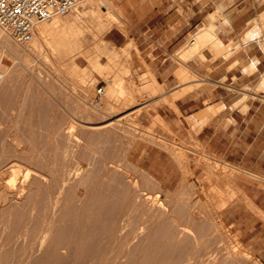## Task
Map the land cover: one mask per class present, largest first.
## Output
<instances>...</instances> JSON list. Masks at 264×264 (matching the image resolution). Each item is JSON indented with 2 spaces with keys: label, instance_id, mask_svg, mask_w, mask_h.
<instances>
[{
  "label": "rangeland",
  "instance_id": "rangeland-1",
  "mask_svg": "<svg viewBox=\"0 0 264 264\" xmlns=\"http://www.w3.org/2000/svg\"><path fill=\"white\" fill-rule=\"evenodd\" d=\"M200 2L206 11H212V19H224L223 0ZM115 4L120 8L116 1ZM91 8V2L87 1L61 18H74ZM100 9L111 11L106 5ZM117 18L116 22L110 24L111 27L106 25L103 28L85 21L84 32L80 36L84 53L76 58L78 68L53 61L45 52L36 54L31 72L20 67L23 74L5 95L0 96V119L5 133L11 140L16 138L19 141V145L8 144V157L4 166H0L2 177H12V166L21 164L32 167L56 182L51 197L56 199L58 196L59 201L54 209L49 207L44 212L43 202L39 198L35 204L39 211L38 223L45 226L49 218V241L53 240L61 253L69 252V248L61 247V232L77 222L79 230L72 235H65L64 241L70 238L73 242L70 248L77 251L81 258L85 253L79 241L90 239L106 244L103 250L105 255L115 252L113 247L118 245L117 251L130 253L134 257V264H262L256 253L243 243L224 218L223 209L235 200V196H227V190L216 188L213 181L215 174H221L219 169L223 175L230 173L228 168L209 161L205 179L199 181L207 182L209 187L185 180L175 188L166 189L134 161L136 147L154 139L156 135L151 128L138 123L140 110L133 114L132 108L142 105L160 90L154 83L150 84L148 74L141 77L146 83L130 92L125 89L123 77L130 74L126 64L131 54H120L119 49L109 48L104 41V34L110 28H124L128 23L121 8ZM262 18L260 21L263 22ZM197 35L192 37L193 44L187 42L176 54L178 58L184 61L194 55L206 58L202 52L212 50V42L200 51H190L197 44ZM102 44L109 50H115L118 58L115 65L107 70L94 68L87 57L93 52L99 56L100 62L107 63L108 56L104 50L95 51L97 46L102 48ZM0 51H3V60L19 55L14 47L7 43L5 45L1 39ZM58 64L62 65L61 68L64 66L65 70L60 71ZM105 83V94L99 97L97 88ZM72 124L74 131L67 133L66 128ZM54 133L56 136L48 142L47 139ZM110 163H113L112 167ZM75 171H80L79 178H75ZM248 176L262 183L255 174ZM64 177L68 179V184L58 192ZM114 186L121 192L132 189L134 192L128 193L129 196L137 197L141 193L144 197L130 207L128 201H123V194H109ZM39 187L38 184L33 185L34 194ZM146 193L151 198L146 199ZM156 194L163 205H167V211L162 214L153 200ZM44 200H47V195ZM105 203L107 208L114 210L109 216L100 210ZM31 207L29 205L26 208L23 219L17 222L21 229L30 226ZM120 212L125 217L129 214L131 218L129 238L136 235L138 227L144 226L143 232L131 240L129 247L128 240L110 237L117 227L116 219ZM8 229L4 222H0V241L9 232ZM19 242H24L23 237ZM233 249L240 252L235 254ZM43 256V251L39 250L29 258L27 254L24 255L21 261L22 264H50L53 257L36 261ZM13 260L11 254L7 264ZM122 264H126V260Z\"/></svg>",
  "mask_w": 264,
  "mask_h": 264
},
{
  "label": "crops",
  "instance_id": "crops-1",
  "mask_svg": "<svg viewBox=\"0 0 264 264\" xmlns=\"http://www.w3.org/2000/svg\"><path fill=\"white\" fill-rule=\"evenodd\" d=\"M115 1L128 23L110 28L104 41L120 54H131L126 64L130 74L123 77L125 89L130 92L146 83L141 77L148 74L150 84L160 90L132 108L133 114L140 110L138 123L156 135L136 147L134 161L166 189L185 180L209 187L199 183L209 161L228 168L230 173L223 175L219 169L221 174H215L213 181L216 188L227 190V196H235L223 209L224 218L264 264V88L260 86L264 34L259 33L261 15L256 8L260 0H223L224 19L216 20L200 0ZM213 26L223 51L214 47L205 50L206 58L194 55L185 61L176 56L187 42L193 44V36ZM185 68L191 74L183 75Z\"/></svg>",
  "mask_w": 264,
  "mask_h": 264
},
{
  "label": "bare ground",
  "instance_id": "bare-ground-1",
  "mask_svg": "<svg viewBox=\"0 0 264 264\" xmlns=\"http://www.w3.org/2000/svg\"><path fill=\"white\" fill-rule=\"evenodd\" d=\"M89 2H91L92 8L87 12H84L83 14L79 13L75 15L74 18L63 19L61 18L62 16H55L48 22H36L34 26V38L32 37V39L28 42L18 41L13 36L10 29L0 25V39L4 41L5 45L7 43L11 47H14L16 49V53L19 54L17 56L12 52L13 54H15L14 57L7 58L4 56L7 59L3 60V51H0V96L5 95V93H7V91L9 90V87H11L13 83H15L16 80L19 79V77L23 74V71L20 67H25L28 71L31 72L34 64V59L37 58L36 54L39 52H45L46 54H48L46 56L50 55L49 57H52L53 61L62 62L63 65L65 63L71 64L75 68H78V65L76 64V58L84 53V50H82L83 47L80 36L84 32L85 21L88 20L92 22L93 25L101 26L103 28L106 25L113 24V22L118 19L117 16H119L120 11V8L117 7L114 0H91ZM104 5L108 6L111 11H106L105 9L101 10L100 7ZM256 8L258 9V14H260L263 18L261 16L260 17L264 20V0H260ZM263 22L260 21V23H262V26L259 27V29H262L264 27ZM251 28L250 30L253 29ZM256 29L254 27L255 31ZM213 31L214 30L211 27H208L205 28L202 33L198 34L197 44L190 51H200L205 45L209 44L210 42H212L213 44H210L212 48L215 47L216 49H222L223 45L219 41V39H217ZM255 33L257 34V32ZM261 34L264 33L262 32ZM247 36L245 35V37ZM246 39L248 41V38ZM25 44H27L28 46ZM102 45V48L100 46H97L95 51L97 52L104 50V53L108 56L107 63L100 62L98 58L99 56H96L95 54H93V52H91L87 57L94 68L98 70H107L115 65L118 58L115 50H109L104 44ZM213 52L216 51L214 50ZM202 53V55L205 56L204 52ZM217 53L219 52L217 51ZM14 66H16V68H13ZM61 66L62 65L60 64L57 65L60 71H62L61 69L64 68V66L63 68H61ZM181 72L185 76L191 74L189 73V70L187 68L183 69ZM151 77L154 80L153 82H155L153 76ZM261 83L262 85L260 86L264 88V79L263 82H260V84ZM62 84L64 85L63 82ZM0 104L2 106V103ZM66 130L67 133L73 132L74 124L68 126ZM55 136L56 134L54 133L52 137H49L47 139L48 142L52 138L54 139ZM10 143L19 145V141L16 140V138H13L11 140L5 133V128L0 119V166L1 164L3 166L5 164V161L8 157V144ZM20 154H22V152ZM109 166L112 167L113 163H110ZM1 169L2 168H0V222L5 223V226L9 228V232H7L6 235H4L3 240L0 241V264H7V261L11 254H13L14 256V260L11 264H22L21 258L24 255L27 254V258H29L39 250L43 251L44 256L42 258H38L36 261L41 262L43 261L44 257H53L50 261V264H122L124 260H126V264H134V257L130 253L127 252L126 254H122L117 251L119 248L118 245L115 246V248L113 247V251L115 252L111 253V255H105L103 250L105 249L106 244L101 241L93 242L90 239L79 241L82 245L81 250L83 251V253H85V255L82 258L81 256H78L77 251L70 248L73 243L71 239L69 238L64 241L65 235H72L75 231L79 230L77 222H73L71 226L67 227L61 232L60 237L63 239L61 247L69 248V252L67 254L61 253V251H59L55 247L53 240L49 241V233L51 230L49 218L47 219V224H44L45 226H41L38 223L37 219L39 217V211L37 210V205L35 204V201L38 202L39 198L40 201L43 202L44 212L49 207H51V209H54L59 201L58 196L56 197V199H53L51 197L54 193V187L57 186L56 182L48 178L46 175L37 172L32 167L21 164L18 165V167L12 166V177H2ZM80 174V171H75V178H79ZM33 175L34 178H32ZM37 184L41 187H39V189L37 188L38 191L34 194L33 185ZM67 184L68 179L64 177L61 180L58 192H61ZM132 184L136 185L135 182H133ZM131 191L133 190H122L121 192L117 189L116 186H114L110 189L109 194H123V201H128L130 207H133L138 201H141L144 195L140 193L137 195V197L129 196L130 194L128 193H130ZM45 195H47V200H44ZM145 198L149 199L151 198V195L146 193ZM158 198L159 195L156 194L153 200H155L154 203L157 204L159 212L160 214H162L164 213V211H167V208L165 207L166 204L163 205L164 203ZM29 205L32 206L30 208V226L21 229L22 227H19V224L17 222L23 219L24 212ZM100 210H103V213L106 212V215L108 216L111 215L114 211L107 208L106 203L100 207ZM120 213L116 219L117 227H115L113 234L110 237L113 239L117 237L119 240H128L127 244L129 247L131 246V240L133 241V239L137 237L138 233H141V231L143 232L144 226L138 227V232L136 233V235H134L132 238H129L131 233L129 228L131 218L129 214H127L125 217L122 212ZM14 214L15 219H13ZM98 219L99 217H97L96 224ZM21 237H23L24 240L22 244L19 242ZM11 245L14 246L10 247ZM233 250L235 254L240 252L239 250L238 252H236L235 249ZM233 260L237 259L234 258ZM251 264L259 263L254 262Z\"/></svg>",
  "mask_w": 264,
  "mask_h": 264
},
{
  "label": "built area",
  "instance_id": "built-area-1",
  "mask_svg": "<svg viewBox=\"0 0 264 264\" xmlns=\"http://www.w3.org/2000/svg\"><path fill=\"white\" fill-rule=\"evenodd\" d=\"M87 1L91 0H0V25L10 29L18 41L28 42L36 22L67 15ZM105 87L106 83L97 88L99 97L105 94Z\"/></svg>",
  "mask_w": 264,
  "mask_h": 264
}]
</instances>
